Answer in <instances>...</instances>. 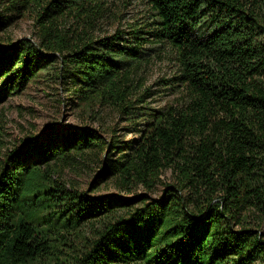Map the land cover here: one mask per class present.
<instances>
[{
  "label": "trees",
  "instance_id": "trees-1",
  "mask_svg": "<svg viewBox=\"0 0 264 264\" xmlns=\"http://www.w3.org/2000/svg\"><path fill=\"white\" fill-rule=\"evenodd\" d=\"M138 2L99 34L105 0H0V95L50 78L66 110L115 116L0 158V264H264V0ZM26 15L32 39L4 33Z\"/></svg>",
  "mask_w": 264,
  "mask_h": 264
},
{
  "label": "rangeland",
  "instance_id": "rangeland-1",
  "mask_svg": "<svg viewBox=\"0 0 264 264\" xmlns=\"http://www.w3.org/2000/svg\"><path fill=\"white\" fill-rule=\"evenodd\" d=\"M105 2L107 17L100 24L99 34L112 33L116 28H125L131 20L146 12L148 8L138 0H105ZM32 28L31 15H26L13 25L6 27L4 33L14 39H32ZM171 68L172 64L167 61L155 63L149 70L146 85L162 76H169ZM61 95L59 86L50 78L36 84L29 83L19 93L0 95V158L14 145H19L24 136L43 135L49 124L67 128L85 122L96 127L99 123H110L115 119L114 114L108 111H100L101 118L94 122L86 116L83 118L78 111L66 110L60 99ZM160 98L162 99L163 96ZM156 104L161 105V103H153V105ZM92 167L94 166L78 164L76 167L67 168L63 178L81 190L86 189L96 177L95 168ZM169 176L170 171L167 170L161 177L165 179Z\"/></svg>",
  "mask_w": 264,
  "mask_h": 264
}]
</instances>
